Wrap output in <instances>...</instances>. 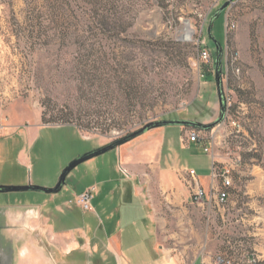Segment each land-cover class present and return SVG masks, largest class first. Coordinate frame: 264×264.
<instances>
[{
	"label": "rangeland",
	"instance_id": "rangeland-1",
	"mask_svg": "<svg viewBox=\"0 0 264 264\" xmlns=\"http://www.w3.org/2000/svg\"><path fill=\"white\" fill-rule=\"evenodd\" d=\"M226 2L0 0V182L54 187L73 160L149 123L214 122L215 47L206 29ZM211 34L222 47L225 117L211 130L183 134L204 139L213 130L218 154L239 152L243 166L264 175V0H234ZM202 49L211 53L207 64ZM21 151L29 168L17 166ZM117 163L110 151L79 165L56 195L74 208L90 179L79 174L102 167L111 176ZM246 190L253 198L236 203L225 223L215 221L229 231L216 234L217 246L264 264V179Z\"/></svg>",
	"mask_w": 264,
	"mask_h": 264
},
{
	"label": "crops",
	"instance_id": "crops-1",
	"mask_svg": "<svg viewBox=\"0 0 264 264\" xmlns=\"http://www.w3.org/2000/svg\"><path fill=\"white\" fill-rule=\"evenodd\" d=\"M187 135L182 127L153 130L113 150L118 163L111 176L102 167L81 172L78 179H90L79 194L94 189L90 212L68 206L56 194H4L0 264H214L217 256L228 254L243 261L218 249L216 234L229 231L215 221L225 223L236 203L252 199L246 189L261 184L264 175L241 164L232 173L236 186L219 205L210 190L220 184L211 180L207 142L188 143ZM214 154L219 163L227 160ZM17 166L30 167L23 151ZM28 184L25 179L0 182ZM195 185L206 193L203 204L194 202Z\"/></svg>",
	"mask_w": 264,
	"mask_h": 264
},
{
	"label": "water",
	"instance_id": "water-1",
	"mask_svg": "<svg viewBox=\"0 0 264 264\" xmlns=\"http://www.w3.org/2000/svg\"><path fill=\"white\" fill-rule=\"evenodd\" d=\"M233 1L234 0H228V2L224 3L222 6L218 8V10L211 16L206 29V36L213 43L215 47L214 82H215L216 93L218 98L219 114L214 122L210 124H200L197 122H192L187 120H163V121H156L149 123L133 133H130L122 138H119L107 145L97 148L73 160L63 169L57 180V183L52 188H44L30 184L25 186H0V194L31 192V193H39L44 195H55L58 194L64 188L66 178L76 167L89 160H92L96 157H99L110 151H113L119 148L120 146L125 145L131 142L132 140L144 135L150 130L165 128V127H182V128L197 129L201 131H208L220 125L223 122L226 113V103L222 94V79H221L222 47L215 41V39L211 34V31L214 21L217 18H219V16L224 12L227 6L229 4H232Z\"/></svg>",
	"mask_w": 264,
	"mask_h": 264
},
{
	"label": "built area",
	"instance_id": "built-area-1",
	"mask_svg": "<svg viewBox=\"0 0 264 264\" xmlns=\"http://www.w3.org/2000/svg\"><path fill=\"white\" fill-rule=\"evenodd\" d=\"M203 45V42H200ZM199 60L203 64H207L211 60V53L209 50L202 49L199 53ZM231 126L235 128H239L237 122L232 121ZM200 132L191 131L187 135L188 143H197L205 139L207 142V147L204 148L206 153H212V167H211V180L212 182H219L218 187H211V192L216 196L217 202L219 205H224L227 201L229 191L233 188V176L232 173L241 166V156L239 152H235L232 157L230 155H226L227 160L225 162L219 163L217 158L214 154L216 151V147L218 143L216 142V136L214 131L212 130L209 132L208 137L202 139ZM218 153V151H216ZM125 173V172H124ZM94 189L91 188L79 194L75 198V205L79 207L84 212L92 211L91 201H92V193ZM206 197V193L198 186L195 185L193 188V199L194 202L197 204H203V201ZM258 260L256 256L252 254L250 257L245 258L243 260V264H256ZM214 264H234L233 259L229 258L228 256H217L214 259Z\"/></svg>",
	"mask_w": 264,
	"mask_h": 264
},
{
	"label": "bare ground",
	"instance_id": "bare-ground-1",
	"mask_svg": "<svg viewBox=\"0 0 264 264\" xmlns=\"http://www.w3.org/2000/svg\"><path fill=\"white\" fill-rule=\"evenodd\" d=\"M190 30L188 29V26H187V24H185V36H186V38L190 35Z\"/></svg>",
	"mask_w": 264,
	"mask_h": 264
},
{
	"label": "trees",
	"instance_id": "trees-1",
	"mask_svg": "<svg viewBox=\"0 0 264 264\" xmlns=\"http://www.w3.org/2000/svg\"><path fill=\"white\" fill-rule=\"evenodd\" d=\"M256 264H259V262H257Z\"/></svg>",
	"mask_w": 264,
	"mask_h": 264
}]
</instances>
